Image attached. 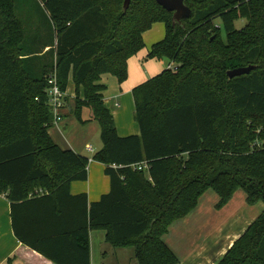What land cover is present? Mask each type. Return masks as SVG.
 <instances>
[{"label": "trees", "instance_id": "obj_1", "mask_svg": "<svg viewBox=\"0 0 264 264\" xmlns=\"http://www.w3.org/2000/svg\"><path fill=\"white\" fill-rule=\"evenodd\" d=\"M17 2L0 0V194L22 246L52 264H91L90 233L102 230L114 248H132L138 264H180L164 236L207 191L219 196L218 210L239 190L247 205L264 204V0H185L192 15L175 25L156 0H133L126 13L124 0H34L52 32L40 48ZM155 23L165 24L166 36L148 58L176 69L133 90L139 135L120 137L100 77L123 84ZM250 66V74L228 76ZM54 72L65 92L74 81L78 121L89 122L88 108L101 128L93 161L105 165L111 188L97 202L70 191L88 180L89 158L62 150L49 134ZM248 119L261 129L252 149L254 138L242 140ZM144 162L148 170L132 168ZM66 198L81 201L72 228L58 224L71 221ZM43 210L45 222L34 217ZM47 222L57 227L46 231ZM218 264H264V212Z\"/></svg>", "mask_w": 264, "mask_h": 264}, {"label": "crops", "instance_id": "obj_2", "mask_svg": "<svg viewBox=\"0 0 264 264\" xmlns=\"http://www.w3.org/2000/svg\"><path fill=\"white\" fill-rule=\"evenodd\" d=\"M248 1V0H247ZM220 26V20H216ZM166 28L163 23H155L145 32L143 40L145 48L128 62V79L120 84L116 77L104 74L99 84L105 86L104 102L114 117L117 132L120 137L139 135L135 115L133 90L160 75L170 66L167 59H149L151 48L164 40ZM48 48L45 50V52ZM83 94V89H81ZM67 103L63 121L50 128L49 134L54 143L62 150H72L90 160L88 180L73 182L71 195L86 194L90 203L97 202L110 192V179L105 174V165L93 161V157L102 148L100 125L93 120L91 109H83V118L89 119L82 125L74 114L76 87L73 79L69 80L67 88ZM116 104L119 105L116 107ZM93 151H89V148ZM237 192L233 199L222 209L216 208L219 196L212 190L207 191L199 200L197 208L186 218L175 222L169 233L164 236V242L178 256L180 264H218L229 252L234 243L248 230L255 220L264 212V207L256 210L255 206L247 207L246 196ZM70 211L67 212L71 221L62 220L63 228L76 225V217L80 216L81 201L69 198ZM264 206V204H263ZM47 210L36 211L34 217L49 219ZM217 217L223 218L222 221ZM52 217V216H51ZM46 218V219H45ZM56 221V218H54ZM52 224V226H49ZM55 223H45L46 231L53 230ZM44 230V231H45ZM107 233L102 230L90 233L91 264H134V250L129 248H114L106 241ZM113 259L108 262L109 249ZM106 249V250H105ZM115 256V261L114 260ZM0 264H52L42 261L40 256L22 246L13 231L11 203L6 194H0Z\"/></svg>", "mask_w": 264, "mask_h": 264}, {"label": "rangeland", "instance_id": "obj_3", "mask_svg": "<svg viewBox=\"0 0 264 264\" xmlns=\"http://www.w3.org/2000/svg\"><path fill=\"white\" fill-rule=\"evenodd\" d=\"M17 6H18L17 7L18 16L21 19H23L25 22H28L30 24L32 37H34V38L36 37L38 39L37 40V48H40V46H41L40 41H42V44L47 43V42H51L52 32H51L50 23L47 20V18L44 16L43 10H41V8L34 2V0H18ZM245 25H246V21H244V20L239 19L238 21L235 22V26L239 30L242 29ZM49 27H50V30H49ZM222 36L224 39H226V34L224 31H222ZM260 132H261V129H260V124L258 123V121L256 119H248V120H246L242 140L245 142H247V141L252 142L255 139V142L252 143V147H251V149H252L255 147L254 145L256 143L260 142V141H258ZM98 141H101V138H98ZM240 191H241V193L243 192L244 195L246 196L245 192L242 190H239L237 192H240ZM241 193H239L238 195H240ZM235 194H234V196H235ZM247 207H249V205H247ZM260 207H264L263 203H259V204L255 205V207H253V208H256V210H258V209H260ZM216 218H219L221 221L223 219V218L217 217V216H216ZM108 245L109 244H107L106 247H108V249H109V251H108L109 254L107 257V260L109 262L113 259V256L111 254L112 248ZM131 249L129 248L128 251H130L132 253L133 250H131ZM114 261H115V256H114L113 262ZM134 264H138L135 257H134Z\"/></svg>", "mask_w": 264, "mask_h": 264}, {"label": "built area", "instance_id": "obj_4", "mask_svg": "<svg viewBox=\"0 0 264 264\" xmlns=\"http://www.w3.org/2000/svg\"><path fill=\"white\" fill-rule=\"evenodd\" d=\"M169 68L176 69L173 65H170ZM47 84L48 87L46 93L48 97V105L53 114V124L56 125L63 121L64 110L67 103V91L65 92L62 90L56 72L48 76ZM118 106L119 105L116 104V107ZM88 150L93 151L91 147ZM132 168L137 171L148 170V164L144 162L133 165Z\"/></svg>", "mask_w": 264, "mask_h": 264}, {"label": "water", "instance_id": "obj_5", "mask_svg": "<svg viewBox=\"0 0 264 264\" xmlns=\"http://www.w3.org/2000/svg\"><path fill=\"white\" fill-rule=\"evenodd\" d=\"M133 0H124V12L126 13ZM157 4L168 12L173 13V21L182 23V20L191 17L192 11L185 5V0H156ZM253 67L239 68L228 72V76L232 79L242 75L250 74Z\"/></svg>", "mask_w": 264, "mask_h": 264}]
</instances>
